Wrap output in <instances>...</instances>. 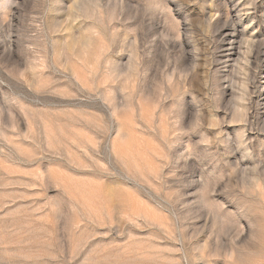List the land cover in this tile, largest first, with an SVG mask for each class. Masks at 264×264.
<instances>
[{
  "label": "rangeland",
  "instance_id": "rangeland-1",
  "mask_svg": "<svg viewBox=\"0 0 264 264\" xmlns=\"http://www.w3.org/2000/svg\"><path fill=\"white\" fill-rule=\"evenodd\" d=\"M0 264H264V0H0Z\"/></svg>",
  "mask_w": 264,
  "mask_h": 264
}]
</instances>
